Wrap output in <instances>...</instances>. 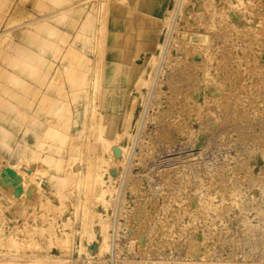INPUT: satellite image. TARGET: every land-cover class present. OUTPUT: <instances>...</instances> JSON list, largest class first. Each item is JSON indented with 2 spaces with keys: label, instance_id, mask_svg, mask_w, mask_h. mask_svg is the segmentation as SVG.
I'll return each mask as SVG.
<instances>
[{
  "label": "rangeland",
  "instance_id": "rangeland-1",
  "mask_svg": "<svg viewBox=\"0 0 264 264\" xmlns=\"http://www.w3.org/2000/svg\"><path fill=\"white\" fill-rule=\"evenodd\" d=\"M136 1L0 0V264H264V0Z\"/></svg>",
  "mask_w": 264,
  "mask_h": 264
},
{
  "label": "crops",
  "instance_id": "crops-1",
  "mask_svg": "<svg viewBox=\"0 0 264 264\" xmlns=\"http://www.w3.org/2000/svg\"><path fill=\"white\" fill-rule=\"evenodd\" d=\"M165 2H166V0H137L136 4L141 10H148V12H151V13L155 14V16L157 15V17H158L163 11ZM146 18L147 17H145L143 20H146ZM147 19H149V17ZM143 20H138V22L136 23L138 27L143 25V22H142ZM149 20H151V19H149ZM142 27H147V26H142ZM140 30L144 31L145 29L140 28ZM57 42L58 43L63 42V36L59 35L57 37ZM58 48H60L58 44H56L53 47V49H52L53 55L55 54V52ZM48 69H49V67L46 70L47 73L39 78L38 83L42 87L45 86L46 82H47V84L50 82V79H49L50 76H49V78H47V75H51L50 74L51 70H48ZM13 81H14L13 84H15V86H20L17 90H14V92H13V96L15 97V100L18 103L26 104V102L29 100L30 96L33 94L34 91L32 93H29V91L27 89H25L24 87H21V83L17 82V80H13ZM13 117H14V115H10L9 120L13 119ZM12 132H13V130L6 133V135L0 137V145L2 147H4L6 149V151H8L10 153L11 158H13V159L23 158L22 148L19 146V144L17 142L15 132H14V134ZM24 143L27 144L26 141H24Z\"/></svg>",
  "mask_w": 264,
  "mask_h": 264
},
{
  "label": "bare ground",
  "instance_id": "bare-ground-1",
  "mask_svg": "<svg viewBox=\"0 0 264 264\" xmlns=\"http://www.w3.org/2000/svg\"><path fill=\"white\" fill-rule=\"evenodd\" d=\"M103 1H104V0H103ZM101 4H102V3H101ZM106 5H107V4H106ZM98 7H99V6H98ZM102 7H103V6H102ZM96 11H97V10H96ZM101 11H102V9H101ZM103 11H104V10H103ZM98 12H99V10H98ZM96 13H97V12H96ZM97 14H98V13H97ZM46 15H47V14H46ZM99 15H100V13H99ZM14 17H15V16H14ZM45 17H46V16H45ZM42 18H44V17H42ZM98 18H99V17H98ZM172 18H173V17H172ZM95 19H96V17H95ZM100 19H101V18H100ZM102 19H103V18H102ZM31 20H32V19H31ZM31 20H30V22H31ZM37 20H41V19L38 18ZM37 20H36V21H37ZM104 20H105V19H104ZM104 20H102L103 23H104ZM146 20H149V19L146 18ZM36 21H35V22H36ZM97 21H98V20H97ZM97 21H96V23H97ZM33 22H34V21H33ZM33 22H32V23H33ZM32 23H31V24H32ZM105 23H106V21H105ZM105 23H104V24H105ZM28 24H29V21H28ZM28 24H27V25H28ZM31 24H30V25H31ZM102 25H103V24H102ZM23 26H25V24H23ZM96 26H97V25H96ZM99 26H100V25H99ZM103 26H105V25H103ZM97 27H98V26H97ZM101 27H102V26H101ZM101 27H100V28H101ZM103 28H104V27H103ZM103 28H102V29H103ZM96 30H97V29H96ZM99 30H100V29H99ZM99 30H98V32H99ZM101 31H102V30H101ZM101 31H100V32H101ZM95 32H96V31H95ZM95 34H96V33H95ZM100 34H101V33H100ZM104 35H105V33H104ZM104 35H103V38H104ZM99 36H100V35H99ZM101 37H102V35H101ZM94 38H95V37H94ZM103 38H102V39H103ZM94 41H96V40H94ZM101 42H102V41H101ZM101 42H100V43H101ZM103 43H104V42H103ZM94 44H95V42H94ZM98 44H99V42H98ZM93 46H94V45H93ZM94 48H95V47H94ZM96 48H97V47H96ZM101 48H102V47H101ZM103 49H104V48H103ZM60 50H62V49L58 48V49L56 50V52H55V54H54V58H55V59H56V57H58ZM71 50H73V49H71ZM71 50H70V51H71ZM93 50H94V49H93ZM73 51H74V50H73ZM95 51H96V50H95ZM102 51H103V50H102ZM102 51H101V52H102ZM64 52H65V51H64ZM66 52H67V51H66ZM69 53H72V51L69 52ZM76 53H77V51H76ZM76 53H75V54H76ZM78 53H79V52H78ZM98 53H100V52H98ZM73 54H74V52H73ZM61 56H62V55H61ZM70 56H72V54H71ZM79 56H80V54H79ZM95 56H96V55H95ZM97 56H98V54H97ZM100 56H102V55L100 54ZM73 57H74V59H75L77 56H76V57L73 56ZM78 58H79V57H78ZM94 58H95V57H94ZM58 59H59V58H58ZM99 59H100V58H99ZM101 59H102V58H101ZM101 59H100V60H101ZM75 60L77 61V58H76ZM76 61L74 62V64L76 63ZM95 61H96V60H95ZM70 62H71V61H70ZM71 63H72V62H71ZM71 63H70V64H71ZM72 64H73V63H72ZM101 64H102V62H101ZM101 64H100V65H101ZM93 65H94V64H93ZM95 65H96V64H95ZM54 67H55V66H54ZM54 67H53V68H54ZM101 67H102V66H101ZM50 68H51V67H49L48 70H51ZM77 68H79V67H77ZM56 69H57V68H56ZM56 71H57V70H56ZM56 71H54V72H56ZM75 71H76V70H74V72H75ZM100 71H101V69H100ZM58 72H59V71H58ZM58 72H57V74H58ZM91 72H92V71H91ZM101 73H102V72H101ZM55 75H56V74H55ZM58 75H59V74H58ZM53 76H54V75H52V74L50 75V78H49V79H50V82H49V83H52V82L55 83V80L58 79V78H56L57 75L55 76L56 79H55ZM59 77H60V76H59ZM61 77H62V75H61ZM97 77H98V76H97ZM100 77H101V76H100ZM95 78H96V77H95ZM60 79H61V78H60ZM99 79H100V78H99ZM58 80H59V79H58ZM62 80H63V79H62ZM100 80H101V79H100ZM100 80H99V81H100ZM56 81H57V80H56ZM97 82H98V81H97ZM90 84H91V83H90ZM94 84H95V83H94ZM96 85H97V84H96ZM99 85H100V84H99ZM46 86H47V85H46ZM61 87H62V85H61ZM99 88H100V87H98V90H99ZM47 89H48V86L46 87V90H47ZM82 89H83V88H82ZM78 90H79V89H78ZM39 91H40V90H39ZM39 91L33 92V94L30 96L29 100L26 102V105H27L28 107L30 106V104H32L33 99L38 95ZM75 91H77V90H75ZM86 91H87V90H86ZM89 91H90V90H89ZM70 92H71V91H70ZM90 93H91V92H90ZM90 93H89V94H90ZM99 93H100V92H99ZM74 95H75V94H74ZM63 96H64V95H63ZM78 96L80 97V95H78ZM95 97H96V96H95ZM48 98H49V97H48ZM48 98H47V96L44 94V95L42 96V102L45 103L46 101H48ZM76 98H77V97H76ZM68 99H69V98H68ZM73 99H74V98H73ZM97 99H98V98H97ZM69 100H70V99H69ZM75 100H76V99H75ZM70 102H71V100H70ZM79 102H80V101H79ZM91 102H92V101H91ZM71 103H72V102H71ZM85 103H86V102H85ZM95 103H96V102H95ZM79 105H80V104H79ZM67 106H68V105H67ZM76 106H77V105H76ZM96 106H97V105H96ZM78 107H79V106H78ZM85 107H86V106H85ZM88 108H89V107H88ZM93 108H94V107H93ZM67 109H68V107L66 108L65 111H67ZM79 109H80V108H79ZM84 109H85V108H84ZM68 112H69V110H68ZM92 112L94 113V111H92ZM84 114H85V113H84ZM91 115H93V114H91ZM95 115H96V114H95ZM98 115H99V114H98ZM66 116H68L67 113H66ZM53 118H54V117H53ZM88 119H89V118H88ZM47 121H48V119H47ZM52 121H53V120H52ZM55 121L57 122V120H55ZM49 122H50V120H49ZM91 123H92V122H91ZM49 124H50V123H49ZM53 124H54V123H53ZM68 128H69V127H68ZM88 129H89V128H88ZM67 131H68V130H67ZM48 133H49V132H48ZM67 133H68V132H67ZM50 134H52V132H51ZM50 134H49V135H50ZM114 134H115V133H114ZM122 134H123V133H122ZM46 135H47V134H46ZM49 135H47V136H49ZM63 135H64V134H63ZM47 136H45V137L47 138ZM43 137H44V136H43ZM43 137H42V139H43ZM80 140H81V139H80ZM110 142H111V140H110ZM38 144H39V143H38ZM112 144H113V143H112ZM114 144H115V143H114ZM116 148H117V147H116ZM114 150H115V149H114ZM112 152H113V151H112ZM118 152H119V151H118ZM116 153H117V152H116ZM119 155H120V153H119ZM23 160H24L23 158H20L18 162L20 163V161H23ZM27 161H28V160H27ZM18 162H17L16 164H18ZM23 162H24V161H23ZM8 165H9V164H8ZM5 167H6V166H5ZM5 167H4V168H5ZM1 168H2V167H1ZM15 168H16V167H15ZM17 169H18V168L14 169L12 166H9L8 168L5 169V171H3V173L5 172L3 176H6V181H7V177H8L9 179H10V178H11V179L13 178V175L15 174V172L17 173ZM0 170H2V169H0ZM3 173H2V174H3ZM2 174H1V175H2ZM17 174H18V173H17ZM1 175H0V176H1ZM17 176H18V175H17ZM1 177H2V176H1ZM19 177H20V175H19ZM2 178H3V177H2ZM14 178H15V177H14ZM14 178H13L12 180H14ZM0 180H1V179H0ZM3 180H4V179H3ZM15 180H16V178H15ZM22 180H23V179H22ZM6 181H4V182H6ZM8 181L10 182V180H8ZM20 181H21V178H20ZM14 182H16V181H14ZM22 182H23V181H22ZM10 183H12V182H10ZM6 184H7V183H6ZM14 184H15V183H13V185L10 184L11 187L14 186ZM22 184H24V183H22ZM25 184H26V183H25ZM8 185H9V184H7V186H8ZM2 186H3V185H2ZM5 186H6V185H5ZM5 186H3V187H5ZM19 188H20V190H19ZM10 189H11V188H10ZM14 189H15V190H14ZM14 189L12 188V190H14V192L17 193L18 190L21 191L22 188H21L20 186L17 185L16 188L14 187ZM2 192H3V191H2ZM14 192H13V193L11 192V193L15 196ZM0 193H1V192H0ZM9 194H10V193H9ZM192 204H194V203H192Z\"/></svg>",
  "mask_w": 264,
  "mask_h": 264
}]
</instances>
